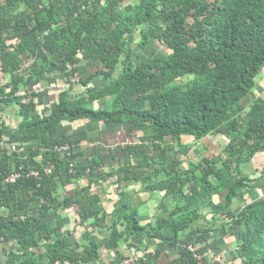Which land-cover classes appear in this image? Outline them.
I'll return each mask as SVG.
<instances>
[{"label":"trees","instance_id":"obj_1","mask_svg":"<svg viewBox=\"0 0 264 264\" xmlns=\"http://www.w3.org/2000/svg\"><path fill=\"white\" fill-rule=\"evenodd\" d=\"M151 41L170 53L142 61ZM263 72L264 0H0V138L26 146L0 151V178L40 172L0 185V264H97L132 237L141 242L130 247L150 254L137 264H264V184H256L264 169L260 178L243 173L264 156V97L253 95ZM75 74L78 83L43 110L46 95L31 89ZM95 78L100 87L90 86ZM11 107L14 126L2 115ZM99 124L127 128L130 143L87 147ZM208 136L225 146L181 158L192 150L185 140ZM62 144L77 152L52 151ZM108 183L122 190L111 212L93 198ZM131 183L159 194L154 223L126 200ZM254 190L261 196L252 199ZM71 213L72 230L61 224Z\"/></svg>","mask_w":264,"mask_h":264},{"label":"crops","instance_id":"obj_2","mask_svg":"<svg viewBox=\"0 0 264 264\" xmlns=\"http://www.w3.org/2000/svg\"><path fill=\"white\" fill-rule=\"evenodd\" d=\"M83 67H85V65H83ZM64 78H61V76H50L48 77L47 80L50 81V85H58L61 84L62 80ZM61 80V81H60ZM102 80H100V78H95L91 83L90 86L93 87H100L102 85ZM84 91V87L82 86H76L74 89L75 94L78 93H82ZM46 97H44V101H46V103L43 105V110H48L52 104L53 101V97H54V91H48L45 93ZM106 103L107 100L105 101ZM109 104V103H108ZM3 117L5 118L7 124L14 126L15 124L18 123V119L16 116H14V108H6L5 111L2 112ZM83 125H85L84 122H78L74 124L70 125L67 124L66 125V134L67 135H75L77 134V131L81 130V127H83ZM125 127L122 126H116V127H111V126H107L104 129L100 130L98 133L93 132V135H91L93 138H96L95 142L93 144H90V148L93 147L94 149H100L102 148H107V146H112V144H115V148H117L118 144L122 143L125 141ZM106 145V146H105ZM92 155H89V157H91ZM123 189L126 190L127 192V196H126V200H129L132 204H137L139 202L141 203H147L148 202V198L149 196L145 193H142V187L138 184H129L128 186H123ZM124 190V191H125ZM96 192L93 194V198L96 199L97 201L100 199L102 200V206L104 205V207H106L107 209H109L108 211L111 212L114 208H116L120 203H119V197L118 195H115L114 193L110 194V190H108V188L105 187V189L102 190H95ZM122 191V190H121ZM120 191V192H121ZM151 195V194H149ZM116 197V198H115ZM158 204V203H157ZM75 212V210H74ZM158 215L157 210L152 212V214H146V213H142V215L139 217V219L141 220V222L143 224H146L148 222H152L153 219H155ZM68 215H63L62 216V225H65V227L70 228V223L74 222V220L76 218L71 217V218H67ZM72 220V221H70ZM81 233H84V231H81ZM81 235V234H80ZM73 239V237L71 238ZM75 240V239H74ZM80 242V241H79ZM130 243V242H129ZM150 251V250H148ZM102 257L101 260L98 263H102L103 261H106L108 259L112 258L113 254H126L128 255V253L131 254H139V255H144L145 250L143 247H140L139 249H135L133 247H127L126 249L122 250L120 252H110V251H102ZM1 263V262H0Z\"/></svg>","mask_w":264,"mask_h":264},{"label":"rangeland","instance_id":"obj_3","mask_svg":"<svg viewBox=\"0 0 264 264\" xmlns=\"http://www.w3.org/2000/svg\"><path fill=\"white\" fill-rule=\"evenodd\" d=\"M167 51H168V53H170L169 50H167ZM167 51L160 44H157L156 42L151 41L148 44L147 49L144 50L141 53L140 58L142 59V61H150V60L154 59L157 56L165 55ZM263 75H264V72H263ZM190 79H193L192 75L186 76L184 79H182V81L185 82V81L190 80ZM263 91H264V76H263V79H261V81L258 83V85L255 88V91H254V94H253L254 97H255V95L259 96L261 94H262L261 96L264 97V92ZM251 100H252V97H251V99H247L244 102V104L246 106H248V104L251 102ZM107 102L110 103V100L107 99ZM89 108L98 109L99 107H98V105H93V106H89ZM108 109H110V108H108ZM74 126H75V124H74ZM99 127H100V130H102L106 126L104 124H99ZM90 135H93V133H91ZM125 141H127V143H130L131 138L127 139L125 137ZM185 141H186V143H188L191 146L192 150L190 151V153L188 154L187 157H181V158L183 160H188L189 158H191L192 161H197L198 158H201L203 156H210L213 153H217L220 149H222L225 146V142H226L225 139H223L221 137H216V136H208V137L204 138L203 140H201L199 143H195L193 141V139H191V138L187 139ZM121 145H124V143L122 142V143H120V144H118L116 146H121ZM87 147H89V146H87ZM104 149H106V150L116 149L115 148V144L114 145L112 144V146H107V148L104 147ZM86 150H87L88 153H90L89 152L90 151L89 148H87ZM243 169H244L243 173L245 175L250 176L252 179L260 178L261 170L264 169V156L258 154L253 159L252 164H249V165L245 166ZM256 184L258 186L263 185L264 184V179H261L260 181H257ZM254 185H255V183H254ZM107 188H108V190L111 191L110 194L114 193L115 195H118V193L121 190V189L117 188L116 186H112L110 184H109V187H107ZM124 192H125V194L127 196L126 190ZM249 193H250V197L252 199H256L257 197L261 196V194H262V192L260 190H254L253 192L250 191ZM148 196H149V198H148V202L147 203L139 202L137 204H134V206L138 210L139 217L142 215V213L152 214L153 210L154 211L159 210V206L157 205L158 201L160 200L159 194L158 193H151V195H148ZM250 197L247 195L245 198H243V199L239 200L238 202L234 203L233 208L237 209L239 207L244 206L245 203H246L245 200L246 201H250ZM120 202H121V200H119V203ZM71 214H70V217L75 216V213H71ZM70 221H72V220H70ZM154 222H155V219L152 220V223H154ZM69 225H70V229L72 230V229H74L76 227L77 224H75V226H74V222H71ZM80 233H81V230H78V235H80ZM220 235H224V232L221 231ZM229 239H230L229 242L231 243L233 240H231L232 238H229ZM129 242L130 243L123 242L124 244L122 245L121 249L124 250L127 247H130L131 244H135V243L140 244L139 242H141V241L138 240V239H135L134 237H132L129 240ZM220 243H223V242L220 241ZM231 247L233 249L234 245L232 244ZM228 257L230 258V255ZM3 258H4V255H2V253L0 252V262L3 261Z\"/></svg>","mask_w":264,"mask_h":264},{"label":"built area","instance_id":"obj_4","mask_svg":"<svg viewBox=\"0 0 264 264\" xmlns=\"http://www.w3.org/2000/svg\"><path fill=\"white\" fill-rule=\"evenodd\" d=\"M79 81V75L75 74L73 76H70L68 78H64L63 82L58 85H52L48 87H33L31 89V92H34L35 94H45L48 91H57V90H63V89H69L71 86L76 85ZM123 147V145H121ZM4 149H9L11 152L15 153H21L24 150H26V146L23 147H16L13 144H10L9 142H6L4 139L0 138V151ZM45 151H48V149H45ZM53 152L59 153L64 157L71 156L72 154L77 152V148L74 146H71L69 144H62L57 145L52 149ZM48 167L45 169L46 174H50L52 170V165L48 163ZM73 167V165H71ZM19 169L23 170V167H20ZM22 176H33L35 178L40 176V172L37 170H30V171H22L21 173L15 172L11 175H8L6 177L0 178V185L2 183L4 184H14L17 180H19ZM151 256H153L154 252H151ZM226 252L222 251L221 253L217 254L216 256L213 255L212 257V263H218L221 262L225 258ZM198 260H201V256L197 257ZM150 259V254L148 253L147 256L145 255H139V254H131L128 253V255L124 254H113L111 259H108L106 261H103L102 263L97 264H137L140 261H148Z\"/></svg>","mask_w":264,"mask_h":264}]
</instances>
